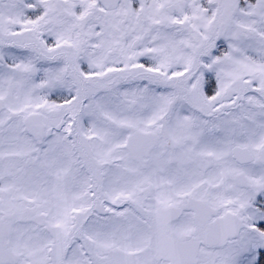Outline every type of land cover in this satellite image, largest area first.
<instances>
[{"label": "snow or ice", "instance_id": "1", "mask_svg": "<svg viewBox=\"0 0 264 264\" xmlns=\"http://www.w3.org/2000/svg\"><path fill=\"white\" fill-rule=\"evenodd\" d=\"M0 264H264V0H0Z\"/></svg>", "mask_w": 264, "mask_h": 264}]
</instances>
